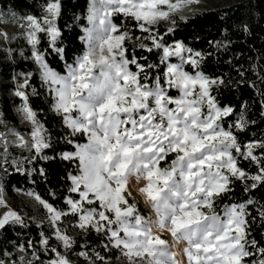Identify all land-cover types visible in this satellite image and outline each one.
<instances>
[{
    "label": "snow or ice",
    "instance_id": "1",
    "mask_svg": "<svg viewBox=\"0 0 264 264\" xmlns=\"http://www.w3.org/2000/svg\"><path fill=\"white\" fill-rule=\"evenodd\" d=\"M64 2L43 0L39 15L12 14L29 48L20 55L35 68L13 77L29 138L14 128L0 131V169L48 182L45 164L71 165L65 194L49 193L63 208L29 193L46 210L50 232H40L39 248L32 240L20 245L32 250L27 264H72L71 254L85 264H109L113 250L126 264H264V243L253 233L254 225L264 229V133L247 136L264 123V66H253L254 81L238 71L232 89L246 85L254 97L228 100L231 78L208 64L231 41H208L209 51L174 38L175 14L193 0H87L86 14L73 13L61 26ZM166 21L172 26L161 31ZM73 29L82 33L83 50L69 61L64 33ZM41 91L60 130L49 129L31 106ZM13 145L29 155L14 156ZM59 145L66 147L57 151ZM133 183L142 185L138 192L154 215L141 213ZM69 216L73 221L64 224ZM10 225L26 227L25 218L4 211L0 230ZM71 228L84 236L70 235ZM90 234L100 238L98 247Z\"/></svg>",
    "mask_w": 264,
    "mask_h": 264
},
{
    "label": "trees",
    "instance_id": "2",
    "mask_svg": "<svg viewBox=\"0 0 264 264\" xmlns=\"http://www.w3.org/2000/svg\"><path fill=\"white\" fill-rule=\"evenodd\" d=\"M43 0H0V9L16 14H40V8ZM64 14L60 20L61 26L66 21L72 19V14L85 15L87 10V0H65ZM176 17V16H175ZM177 25L174 34L175 39L183 40L192 47L199 50H212V45L208 41H221L227 38L231 41V46L227 53L214 55L213 59L209 61L208 68L210 71L217 74H223L230 77L232 86L230 89L225 90V97L228 100H235L240 98L243 94L244 99L254 97L255 93L246 85L242 86L239 91L233 93L232 89L236 88V83L241 80L238 71L245 73V79L254 81L257 79L253 66L258 70L264 66V0H240L229 5L216 6L211 9H204L194 13L186 19L176 17ZM116 22H119L117 20ZM81 24L86 23L81 20ZM172 26L170 22H162L159 27L164 31L166 27ZM245 28L247 31H245ZM82 33L73 29L64 33V40L67 44L68 59L71 61L73 54L82 52L83 45L78 41L77 37ZM135 36L141 35L139 32H134ZM172 37H170L171 39ZM46 47V43L43 45ZM29 48L25 47L24 53L27 55ZM143 54V53H138ZM151 60H156L157 56L153 54ZM231 60V63L228 61ZM52 65L58 70H61V64L55 58L52 59ZM35 66L26 61L22 56L17 54V50L13 51L12 56L9 58L7 54L0 50V119L17 129L20 127L18 115L15 112V107L21 103L19 98L12 94L14 88L13 77L20 72L33 71ZM33 84L37 85V80H33ZM176 95L175 92L172 93ZM31 106L40 112L39 119L46 124V126L53 130H60V122L58 118L51 113L49 106L51 101L44 98V93L41 91L39 98L31 99ZM42 110V111H40ZM253 118L258 119V108L253 106ZM264 133V123H258L250 129L247 136ZM247 138V137H245ZM66 146L59 145L56 150H64ZM172 157H169L171 159ZM39 167L40 165H35ZM44 167L48 171V182H45L39 175L25 176L16 174L12 167H9L7 174L2 175L1 183L4 194L10 203L13 210L20 213L25 218L26 227L18 225L8 226L4 230H0V259L9 261V264H27L28 260L34 259L32 257L31 249H21L20 245L27 248V242L32 240L36 242V247L39 248L38 243L40 239V232H50L47 221L42 217L40 222L31 220L30 215L34 214L32 208L24 204L20 192H34L39 194L43 199L63 208L61 199H53L50 196V190H55L58 196H63L65 182L63 177L67 170H70L71 165L61 162L59 160L45 164ZM239 195V189H237ZM226 202L221 201L217 206V211L223 207ZM142 211V210H141ZM24 213H27L26 216ZM147 214L146 212H141ZM68 218L73 217L69 216ZM260 229L253 226V233L258 240L264 243V237H261ZM73 236L80 239L84 233L78 232ZM87 239L93 245L98 247L99 237L96 234H90ZM82 242V241H81ZM55 244V241H52ZM80 249H75L78 252ZM102 254H105L102 249ZM111 259L109 264H117L119 252L113 250L110 254ZM24 259L21 260L20 258ZM47 259V257H43ZM70 259H75L73 264H85L82 257L75 254L69 255Z\"/></svg>",
    "mask_w": 264,
    "mask_h": 264
},
{
    "label": "rangeland",
    "instance_id": "3",
    "mask_svg": "<svg viewBox=\"0 0 264 264\" xmlns=\"http://www.w3.org/2000/svg\"><path fill=\"white\" fill-rule=\"evenodd\" d=\"M236 1H240V0H193L191 4L186 5L185 7L180 9L175 14V16L178 18L180 17L187 18L201 10L211 9L216 6L229 5ZM0 14H3V17H4L3 19H0V32H4L10 37V39H4L0 37V50L4 51L7 54V56L10 58L13 54V51L16 49L17 54L21 56L20 53L24 52L25 47H28V45L21 35L20 24L17 23L16 20L12 19V14H13L12 12L3 11L0 9ZM15 15L18 18L19 16L24 15V14L15 13ZM166 22H170V21H166ZM14 91L15 89L12 91L13 95H14ZM19 105L15 107V112L18 115L20 127L22 129H17L9 124L4 123L0 119V121H2V123H0V131H5L6 128H14L17 131H19L22 135H24L25 139H28L30 122L24 119V117L18 112ZM0 151H2V148H0ZM10 151L12 152L14 156H17V157L21 155H29V153L25 149H22L16 145H13ZM3 174H4L3 169H0V195H2L5 200V205L0 206V214H2L4 211L13 210L3 191V187L1 183V177ZM139 186H142V185H138L137 183L132 184L133 195L135 196V199L139 201L140 211L142 210L141 212H146L147 214L152 213L154 215V212L151 209V206H149V204L146 203L147 201L146 198L143 197V195L138 192ZM29 193L30 192H20V195H21V198L24 204H27L29 207H31L32 211L34 212V214L30 215L31 220L39 223L41 218L43 217L47 221L46 210L43 209V207L39 204V202L35 200L34 196H30ZM24 215L29 216L27 215V213H24ZM71 222H72V218L71 219L67 218L66 220H64V224H69ZM61 227H63V225H61ZM78 232L79 231L75 228L69 229V234L72 236ZM164 238L169 239V240L172 239L171 236L168 235L167 233L164 234ZM183 247H184V243L181 242L180 248L182 249ZM119 257H120V253H119ZM70 260L72 261V264H73L76 261V258L70 259ZM117 264H126V261L123 258H119Z\"/></svg>",
    "mask_w": 264,
    "mask_h": 264
},
{
    "label": "clouds",
    "instance_id": "4",
    "mask_svg": "<svg viewBox=\"0 0 264 264\" xmlns=\"http://www.w3.org/2000/svg\"><path fill=\"white\" fill-rule=\"evenodd\" d=\"M101 54H102V53H101V50H100L99 48H97L95 55L98 57V56L101 55ZM104 54H107L106 50L104 51ZM146 203H148V202L146 201ZM149 206H150V205H149Z\"/></svg>",
    "mask_w": 264,
    "mask_h": 264
}]
</instances>
